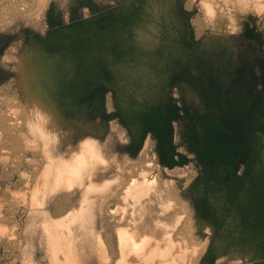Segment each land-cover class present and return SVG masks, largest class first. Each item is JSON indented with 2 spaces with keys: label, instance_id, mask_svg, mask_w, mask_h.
I'll return each instance as SVG.
<instances>
[{
  "label": "trees",
  "instance_id": "obj_1",
  "mask_svg": "<svg viewBox=\"0 0 264 264\" xmlns=\"http://www.w3.org/2000/svg\"><path fill=\"white\" fill-rule=\"evenodd\" d=\"M186 1L52 0L44 31H0V57L27 44L54 58L72 144L108 142L106 155L136 158L150 137L162 168L194 165L181 195L211 232L200 264H264V26L247 12L236 31L197 38L199 9ZM13 66L0 60V86Z\"/></svg>",
  "mask_w": 264,
  "mask_h": 264
},
{
  "label": "rangeland",
  "instance_id": "obj_2",
  "mask_svg": "<svg viewBox=\"0 0 264 264\" xmlns=\"http://www.w3.org/2000/svg\"><path fill=\"white\" fill-rule=\"evenodd\" d=\"M51 1L0 0V31L18 30L21 25L44 31L47 27L45 12ZM60 1L66 5L71 0ZM185 6L199 9L192 20L197 38L236 31L247 12L257 14L264 26V0H187ZM21 47L20 53L12 46L0 57L14 64V77L0 86V264H68L66 256L73 257L74 264H90L89 261L106 264L107 258L110 259L108 264H116L120 259L117 229L123 226L131 232L136 231L133 215L119 221L124 208L128 212L132 210H129L131 202L129 205L123 203L121 195L130 178L142 179L143 171L148 178L156 179L155 183L158 181L154 183L160 192L155 201L157 209L170 203L171 210L157 212L152 226L157 225L155 229L158 230H138L136 239H151L148 249L154 245L164 248L167 241H174L173 249L177 253L172 249L171 256L184 260H177L176 264H200L211 232L194 221L188 200L181 195L197 175L194 165L162 168L150 137L136 158L106 155L108 142L100 144L94 139H85L72 144L76 125L74 119H67L61 113L55 96L54 58L46 56L39 50L41 48L31 49L27 44ZM107 104L112 110L111 94H108ZM111 130L121 142H127L122 125L112 121ZM83 146L100 160L99 176L93 178V186L86 195L83 187L90 184L87 178L84 186H75L72 190L55 186L59 167L81 155ZM125 175L129 180L120 185L121 195L112 194L111 188L115 189ZM177 212L180 221L175 216ZM157 215L162 216L155 219ZM159 230L168 234L160 237ZM220 243L218 241L217 246L221 249ZM66 244L72 249L70 254ZM168 253L167 258L170 257ZM225 260L221 257L216 264ZM129 261L137 263L138 258L132 256ZM230 263L236 262L231 260Z\"/></svg>",
  "mask_w": 264,
  "mask_h": 264
},
{
  "label": "bare ground",
  "instance_id": "obj_3",
  "mask_svg": "<svg viewBox=\"0 0 264 264\" xmlns=\"http://www.w3.org/2000/svg\"><path fill=\"white\" fill-rule=\"evenodd\" d=\"M100 162L99 158L97 157H94V155L92 154V152H90V150L87 148V147H84L82 148V152H81V155L79 156H76L72 161H70L69 163L66 162V164L64 166H58L59 169L58 171L56 172V177H55V186L58 187V186H64L66 188V190L68 189H74L75 186H78V187H81V186H84V179L87 178L89 181H90V184L89 185H85V187H83L84 189V195H86L90 189L92 188L93 186V178H97L98 175V172H99V165L98 163ZM57 167V168H58ZM131 171V170H130ZM127 172V171H126ZM125 172V173H126ZM142 174V175H141ZM141 176H142V179H137L135 177H132L130 178V182L128 183V185L125 187V190L123 191V195H121L119 192V187H121L122 183L126 180H129L127 178V176L125 175L124 177V180L119 181L116 188L113 189L111 188V192L112 194H115V193H119L123 198V200L125 202L123 203H127L128 205L130 204L129 201L131 202L132 206L129 208V210L132 208L131 212H128V209L127 208H124L123 211L121 212L120 214V217H119V221H123L126 217L130 215V217H132V215L134 217H132V219H134V227L136 229V231L134 230L133 232L125 229L122 225V227L118 228L117 229V247H118V251L120 252V259L117 261L116 264H141V263H145V264H176V261H181L179 260V258H177L176 260V256H175V259L171 256L170 254V251L171 253L173 251H175L173 249V246H174V241H167L166 245L164 248H159L157 247L156 245V248L154 246H152V248L148 249V245L149 244V239L148 237H145V238H142V239H136V236H139L137 231L138 230H153L154 232V229L157 225H154L155 227L152 226V222L153 221V217L154 215L156 214H161V212H164V213H168L167 211L171 210L169 209L171 207V204L168 203L167 205H164L161 209L160 207H158L159 209H157V206L155 205V201L157 199L158 196V193H160L159 191H157L158 189L157 186L158 185H155L154 186V183L156 181V179H150L148 178L147 176V173L143 171V173L141 172ZM122 176V175H121ZM133 176V175H131ZM122 178V177H121ZM123 179V178H122ZM158 182V181H157ZM156 182V183H157ZM160 182V181H159ZM89 183V182H88ZM155 183V184H156ZM121 185V186H120ZM162 187V186H161ZM94 188V187H93ZM123 188V187H122ZM160 188V187H159ZM170 188V187H169ZM109 189V188H108ZM124 189V188H123ZM165 191V190H164ZM109 192V193H111ZM158 192V193H157ZM70 193V192H69ZM162 193V192H161ZM34 194V193H33ZM111 194V196H112ZM163 194V193H162ZM68 196V195H67ZM110 196V194L108 195ZM117 197V196H116ZM119 197V196H118ZM167 197V196H166ZM70 198V197H69ZM168 198V197H167ZM35 199V198H34ZM33 199V200H34ZM104 200V199H103ZM165 200V199H164ZM37 204V203H36ZM125 207H128V206H125ZM174 209V208H173ZM172 209V210H173ZM159 210V211H158ZM161 210V211H160ZM175 211V209H174ZM173 211V212H174ZM158 212V213H157ZM176 212V211H175ZM175 214V213H174ZM164 215V214H163ZM169 215V214H168ZM173 215V214H172ZM158 216H162V215H157L155 216V219L158 218ZM170 216H171V213H170ZM174 216V215H173ZM176 218L179 220L180 219V216L178 215V212L176 213ZM80 217V216H79ZM167 217V216H166ZM165 217V218H166ZM68 219V218H67ZM176 220V219H175ZM155 221V220H154ZM158 221V220H157ZM174 221V220H173ZM180 221V220H179ZM170 222V221H169ZM177 223V222H176ZM161 225V224H160ZM175 225V224H174ZM173 225V226H174ZM159 226V225H158ZM178 226V225H177ZM163 227H165V225H163ZM130 228V227H129ZM172 228V227H171ZM177 228V227H176ZM60 229V228H59ZM157 229V228H156ZM155 229V230H156ZM162 229V228H161ZM164 229V228H163ZM166 229V228H165ZM143 230V232H144ZM158 230V229H157ZM175 230V229H174ZM160 231V230H159ZM168 231L170 232V230L168 229ZM171 231H173L171 229ZM62 232V231H61ZM164 232V233H163ZM159 233V232H158ZM160 233H162V235H160V237L163 236V234L166 236V234H168V232H166L165 230H161ZM157 234V233H156ZM51 235V234H50ZM67 235V234H66ZM52 236V235H51ZM61 236V235H60ZM111 236V235H110ZM156 236V235H155ZM54 237V236H53ZM55 238V237H54ZM53 238V239H54ZM57 238V237H56ZM63 238V237H62ZM68 238V237H67ZM151 238V237H150ZM166 238V237H165ZM169 239V237H168ZM66 240V239H65ZM69 240V239H67ZM175 240V239H174ZM177 240V239H176ZM69 242V241H67ZM151 242V241H150ZM177 242V241H176ZM183 243V242H182ZM56 244V243H55ZM72 244V243H70ZM64 245H65V242H64ZM69 245V244H68ZM158 245V244H157ZM185 245V244H184ZM58 246V245H57ZM67 246V244H66ZM64 246V248L66 249L68 247L67 250H70L69 246ZM154 247V248H153ZM182 247H184L182 245ZM63 248V250L65 251V249ZM72 248V247H71ZM76 248V247H75ZM111 252L112 254L115 253L114 251V248L111 247ZM177 248L178 245H177ZM187 248V247H186ZM105 249V248H104ZM173 249V251H172ZM75 251V250H74ZM180 251H184V250H180ZM186 251V249H185ZM72 252V249L70 250L69 254ZM169 252V253H168ZM196 252V251H195ZM66 253H68L66 251ZM167 253L169 254V258H167ZM175 253H177L175 251ZM68 254V255H69ZM74 254V257L76 256L75 253ZM69 255L72 257V255ZM67 255V254H66ZM192 255V254H191ZM195 255V253H194ZM193 255V256H194ZM134 256L136 258H138V262L135 263V262H130V258ZM157 256L160 257V260H158V258H156ZM179 255H177L178 257ZM181 256V255H180ZM186 256V255H185ZM190 256V255H189ZM99 257V256H98ZM109 257V256H108ZM191 257V256H190ZM68 258V264H74L73 263V260L72 258L70 257H67ZM78 258V257H77ZM81 258V257H80ZM105 258V257H104ZM103 260L105 261V258ZM194 258V257H193ZM58 259V258H57ZM82 259V258H81ZM189 259V258H188ZM187 259V260H188ZM192 257L189 259L191 261ZM110 260V259H109ZM108 258L106 259V264L107 261H109ZM158 260V261H156ZM186 260V259H185ZM75 261V260H74ZM184 262V260H182ZM181 261V262H182ZM189 261V262H190ZM90 264H91V261H89ZM180 262V263H181ZM187 262V261H186ZM185 262V263H186ZM192 262V261H191ZM76 264V263H75ZM78 264V263H77ZM182 264V263H181Z\"/></svg>",
  "mask_w": 264,
  "mask_h": 264
}]
</instances>
